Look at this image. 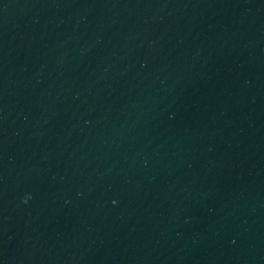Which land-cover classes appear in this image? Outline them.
Returning a JSON list of instances; mask_svg holds the SVG:
<instances>
[{"label": "clouds", "instance_id": "obj_1", "mask_svg": "<svg viewBox=\"0 0 264 264\" xmlns=\"http://www.w3.org/2000/svg\"><path fill=\"white\" fill-rule=\"evenodd\" d=\"M26 202V201H25Z\"/></svg>", "mask_w": 264, "mask_h": 264}]
</instances>
